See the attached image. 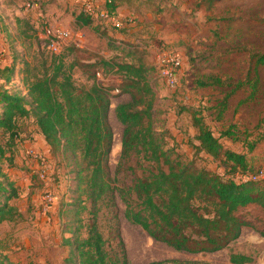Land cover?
Listing matches in <instances>:
<instances>
[{
    "label": "rangeland",
    "instance_id": "obj_1",
    "mask_svg": "<svg viewBox=\"0 0 264 264\" xmlns=\"http://www.w3.org/2000/svg\"><path fill=\"white\" fill-rule=\"evenodd\" d=\"M84 1L0 0V66L12 63L15 56L18 57L19 68L23 56L32 59L51 51H65L67 62L74 58L79 62L73 68L76 80L91 84L96 77L92 74L94 67L87 63L102 58L137 61L142 55L148 62L158 64L160 51H176L184 57L178 85L170 86L162 77L153 81L156 91L155 124L159 130L166 129L169 145L174 146L175 152L183 160L192 161L199 167L224 172L218 159L196 148L194 109L204 117L225 147L246 150L241 139L246 136L253 140L262 137L264 64L258 66L260 78L255 95L250 94L252 87L246 85L231 95L223 115L215 105L239 79L249 77V73L255 74L256 55L264 53V0H223L220 4H214L215 9L213 4L210 6L203 0H131L128 6L136 21L121 27H116L101 15L93 16L92 26L78 22L75 15L84 10ZM29 2L34 6H28ZM97 4L104 6L101 2ZM218 15L220 17L217 18ZM19 16L28 19L27 34L19 31L16 21ZM216 25L219 27L221 47L227 45L231 48L225 51L221 62L214 67L206 53H210L207 41L212 39V26ZM62 31L69 34H62ZM108 32L112 39L122 42L120 47L113 46L103 36ZM202 51L206 54L203 57L200 54ZM109 67L101 64L100 69L106 70L105 76L100 72L96 76L106 84L118 86L122 78ZM213 70L229 82L223 87H201L196 84L197 77ZM15 83H19L17 76L10 85ZM131 99L129 92L113 90L109 112L114 131L109 159L113 176L119 161L124 128L115 107ZM230 127L240 139L222 135V131ZM23 137L20 135L21 139ZM34 148L43 152L48 159L49 165L44 175L39 161L29 155ZM51 154L43 148L31 146L24 154H19L18 161L8 169L20 186V195L13 203L18 206L21 215L0 223V253L9 255L16 264L31 261L65 264L68 246L64 238L72 234L70 227L92 219L89 200L85 202L86 208L78 213L74 210V201L79 195L74 190V173L62 163L60 152L53 151ZM249 155L254 160L255 170L264 169V139ZM129 164L137 163L134 158L124 163L116 182L120 186L132 183L133 173L128 168ZM136 172L142 173L138 164ZM49 191L53 199L47 201L44 197ZM82 195L86 197L85 193ZM48 202L50 206L46 207ZM98 205L96 220L100 229L108 237L115 233L116 225L119 226L130 264H144L164 258L191 260L194 261L192 264H232L229 259L231 251L251 254L254 261L249 264H264V236L251 226L244 227L237 239L220 250L190 252L154 238L142 225L130 221L125 216L126 203L118 191L113 199L106 197ZM239 213L255 220L257 226L264 227V208L260 205L250 203L240 207ZM81 231L85 235L86 227Z\"/></svg>",
    "mask_w": 264,
    "mask_h": 264
},
{
    "label": "trees",
    "instance_id": "obj_2",
    "mask_svg": "<svg viewBox=\"0 0 264 264\" xmlns=\"http://www.w3.org/2000/svg\"><path fill=\"white\" fill-rule=\"evenodd\" d=\"M217 0H203L210 6ZM117 0H105V7L117 14ZM78 22L92 26L94 18L85 10L75 15ZM20 33H28V19L16 17ZM24 23V25H23ZM97 30V29H96ZM113 46L122 42L103 33ZM219 31L212 32L207 41L206 53L215 67L228 48L222 45ZM241 46V45H239ZM238 47V46H234ZM241 48V47H239ZM128 52L129 49L125 48ZM200 54L205 56V52ZM252 56H255L253 54ZM255 74L239 79L232 89L226 90L223 99L216 103L220 115L229 106L231 95L240 87L249 85L255 95L259 83V64H264V53L256 55ZM77 59L67 62L65 51L41 54L28 59L23 56L17 68L18 57L12 63L0 66V223L14 220L21 215L13 200L20 195V186L8 171L15 165V153L20 139V120L33 118L52 152H60L62 163L74 173L76 212L91 202L92 219L80 221L72 234L64 238L68 246L65 264H130L124 238L118 225L112 236H105L96 220L98 202L106 197L113 199L118 191L126 203L125 216L142 225L154 238L165 241L179 250L209 252L220 250L237 239L244 226L257 229L264 236V227L239 213V208L256 203L264 208V177L258 174L249 153L264 139H241L246 150L225 147L210 125L193 110V124L197 127L196 148L218 159L224 167L219 173L183 160L169 145L166 129L155 124L156 91L153 81L161 77L160 67L145 57L134 60L102 58L89 64L96 77L91 84L76 80L73 68ZM109 68L122 78L118 86L109 85L96 75L105 76ZM15 76L19 83L10 85ZM201 87H223L229 81L214 70L197 77ZM114 89L131 94L132 99L120 102L115 111L124 124L121 152L115 176L110 168V153L114 131L109 120ZM222 135L240 139L227 128ZM134 158L142 173L136 172L137 164H129L133 173L132 183L120 186L118 174L125 162ZM242 179V177H245ZM83 193L86 197H83ZM86 227V234L81 229ZM232 264H249L251 254L230 252ZM194 261L178 258L155 259L144 264H192ZM0 264H16L7 254L0 253ZM28 264H38L33 261Z\"/></svg>",
    "mask_w": 264,
    "mask_h": 264
},
{
    "label": "built area",
    "instance_id": "obj_3",
    "mask_svg": "<svg viewBox=\"0 0 264 264\" xmlns=\"http://www.w3.org/2000/svg\"><path fill=\"white\" fill-rule=\"evenodd\" d=\"M28 6H34V3H28ZM84 10L90 14L91 16L95 15H101L105 18H107L109 21H111L116 27H121L125 24V22L133 23L136 21V18L134 15L130 14L127 17H122L119 15H113L109 12V10L103 6H98L97 2L95 0H85L84 1ZM50 31V30H48ZM62 34H69L68 31H62ZM59 36V35H58ZM184 63V57L181 53L176 51H166L162 50L158 54V65L160 67V74L162 79L170 86H176L178 85L180 81V72L181 68ZM29 155L33 156L35 159H37L40 163L41 171L44 174L47 173V169L49 162L47 157L43 154V152L39 151L38 149H31L29 152ZM254 178L261 176L264 177V169L261 168L258 172V174L252 175ZM245 177H242V179H245ZM47 201L53 199L52 192L49 191L45 194L44 197ZM50 206V202L46 204V207Z\"/></svg>",
    "mask_w": 264,
    "mask_h": 264
},
{
    "label": "crops",
    "instance_id": "obj_4",
    "mask_svg": "<svg viewBox=\"0 0 264 264\" xmlns=\"http://www.w3.org/2000/svg\"><path fill=\"white\" fill-rule=\"evenodd\" d=\"M95 1L101 2L105 6V0H95ZM130 1L131 0H117V2H118V6H117L118 14L123 16L124 18L131 14V8H129V6H128ZM221 2H223V0H217L215 5L220 4ZM215 5L213 7L214 9H215ZM213 17H214L213 19H215V16H213ZM218 17H220V16L218 15L217 18ZM125 24L130 25L132 23L125 22ZM218 28L219 27L217 25L212 26V32H216L218 30ZM115 113H116V111H115ZM26 121L27 122L30 121L31 122L30 125L24 124V122H26ZM20 135L22 137L23 136L24 137H23V139L20 138V140L18 142V146H17L16 153H15V162L18 161L17 158L20 157L19 154H24V151L26 152L27 148H29L31 146L36 147V148H40V149L43 148L44 150L48 151V154L52 153L51 146L47 143L46 139L44 138V135L41 133V131L39 130L37 125L33 122L32 117L23 118L20 120ZM34 160H36V159H34ZM244 227H246V226H244ZM244 227L242 228V231H243Z\"/></svg>",
    "mask_w": 264,
    "mask_h": 264
}]
</instances>
